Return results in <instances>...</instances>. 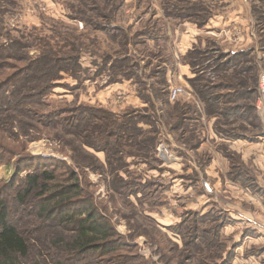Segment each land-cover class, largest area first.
Listing matches in <instances>:
<instances>
[{"label":"rangeland","instance_id":"374dc122","mask_svg":"<svg viewBox=\"0 0 264 264\" xmlns=\"http://www.w3.org/2000/svg\"><path fill=\"white\" fill-rule=\"evenodd\" d=\"M69 3L18 0L2 16L81 57L28 102L50 122L0 114L11 221L29 237L56 233L37 218L27 176L70 170L111 218L120 252L135 255L129 264H264V0H96L89 23ZM175 87L184 92L171 100ZM91 125L101 150L86 144Z\"/></svg>","mask_w":264,"mask_h":264},{"label":"trees","instance_id":"16d2710c","mask_svg":"<svg viewBox=\"0 0 264 264\" xmlns=\"http://www.w3.org/2000/svg\"><path fill=\"white\" fill-rule=\"evenodd\" d=\"M17 1L0 0V114L25 112L35 121L42 123L45 118L50 122V112H34L28 102L51 91L54 82L62 78L63 68L78 66L81 57L66 49L63 38L50 37L37 27H5L3 13ZM67 1L70 2L68 7L76 12L75 19L90 22L86 14L88 2L97 4L96 0H78L74 4L73 0ZM34 48L40 51L32 54ZM80 109H85L89 121L99 118L91 108ZM66 120H72L68 127L70 131L82 128L78 126L81 121L77 115ZM102 124H109V120ZM95 127L85 126L86 144L101 150L98 141H94L98 135ZM27 184L26 193L37 189V218L51 221L58 230L40 236L24 235L11 221L9 202L0 193V264H81L91 258L96 264H129L135 256L120 252L123 246H127L125 241L111 218L105 212L97 211L89 191L75 172L67 170L66 175H58L52 170L35 172L27 176ZM78 200L84 203L80 209L67 207ZM54 212L62 217H53ZM34 240L40 243L39 246Z\"/></svg>","mask_w":264,"mask_h":264},{"label":"built area","instance_id":"2783aa9c","mask_svg":"<svg viewBox=\"0 0 264 264\" xmlns=\"http://www.w3.org/2000/svg\"><path fill=\"white\" fill-rule=\"evenodd\" d=\"M79 24H80V27H83V22H80ZM183 92H184V89L182 87L172 88L170 91L171 100L178 99L182 95Z\"/></svg>","mask_w":264,"mask_h":264}]
</instances>
